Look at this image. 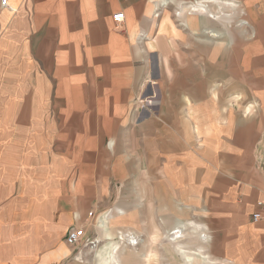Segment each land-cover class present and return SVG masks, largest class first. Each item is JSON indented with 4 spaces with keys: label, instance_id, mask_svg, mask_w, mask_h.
<instances>
[{
    "label": "crops",
    "instance_id": "crops-1",
    "mask_svg": "<svg viewBox=\"0 0 264 264\" xmlns=\"http://www.w3.org/2000/svg\"><path fill=\"white\" fill-rule=\"evenodd\" d=\"M126 1L0 6V264H81L88 252L95 264H132L139 244L125 237L140 236L125 229L130 218L121 207L98 217L94 228L107 239L101 247L77 253L66 241L75 225L89 236L88 211L122 183L134 187V203L150 197L171 213L175 203L192 208V232L182 214L167 221L164 235L183 264H264V77L241 86L247 99L222 100L221 84L159 83L161 69L150 56L183 37L175 12L197 39L191 53L213 61L210 76L223 75L217 61L232 42L262 38L264 0ZM119 11L125 21L115 31L112 14ZM220 22L239 29L221 36ZM140 41L149 55L144 70L125 54ZM143 76H150L144 85ZM140 91L139 114L123 115ZM119 218L124 228L115 231L110 224ZM142 230L157 239L152 228ZM154 252L142 254L144 264L157 259Z\"/></svg>",
    "mask_w": 264,
    "mask_h": 264
},
{
    "label": "rangeland",
    "instance_id": "rangeland-1",
    "mask_svg": "<svg viewBox=\"0 0 264 264\" xmlns=\"http://www.w3.org/2000/svg\"><path fill=\"white\" fill-rule=\"evenodd\" d=\"M128 3L132 5L131 2ZM223 4L239 5L240 1L223 0ZM259 6L260 4L256 3L254 7H252V10L255 11L259 8ZM255 13L254 16L258 17L257 13ZM223 14L225 16V14H230V12L229 10L224 11L220 13L219 16H223ZM113 15L114 14H112V19ZM144 16L145 12H142L137 17V20H141V18L143 19ZM172 18L177 28L182 31L184 30L182 35L183 37H176V41L178 40L177 47L175 46L173 48L168 44V42H166L160 44L161 46L159 47L160 49H158V51H155L154 53H152V51L150 52L153 62H157L158 67L161 69L162 76L161 78L157 79L159 83L166 82L171 85L173 83H178L179 80H184L189 84H197L200 82H204L207 85L210 83L221 84V90L219 94L221 95L222 100L231 99L232 94L240 95L242 96V100H245L247 98L245 97V91H241V86L252 85L255 82H260L262 84V78L264 77V28H260L262 32V38L258 40H247L243 42L236 40L237 42H232V47L229 49L228 55L223 59L221 58L220 61H217V65L221 68H224L225 73L219 76H210L209 65L213 64V61L207 58L205 55L191 53V51H193L196 47V37L193 36V34L188 29L181 26L180 21H178L175 16V12H172ZM135 20L136 18L131 20V23H135ZM113 23V29H115L117 25L114 21ZM239 24L242 26L245 25L244 20H242V22ZM234 28H237L238 31V24H226L224 22H220L216 29L218 30L217 33H219V35L224 36L226 35L225 33H228L229 30L233 31ZM115 31L117 30L115 29ZM250 31H252L251 28ZM141 34L142 32L137 33L138 38ZM158 34L159 31L155 30L154 35L156 36ZM128 35V33L125 34V37H128ZM211 35L217 36L216 33H211ZM138 43L137 50L136 47L134 52L131 49L130 51L125 50V54L127 60H129L135 68L144 70L146 67L149 68V55L146 53L147 44L143 41ZM140 52L141 54H139ZM167 53H169L168 59L165 58ZM167 67L169 69H167ZM149 77L150 76L142 77V85H144V83L149 80ZM183 78H186V80ZM231 85H236L238 91L230 90ZM144 89L145 87L143 88V91ZM142 94H145V92ZM142 94L141 91L137 93V95H135V97L127 103V106L123 107V115L134 117L139 114V99ZM123 186H125L124 183L121 184L120 190H118L116 187L113 188L114 196L108 202L96 206L94 208L95 210L88 211L87 220L91 221H89L90 224L88 225L89 237L93 239L100 237L101 233L98 232L96 228H94V225L97 226V219L100 214L109 210H114L116 207H121L125 210L126 216L130 218L127 224H129L131 227L125 229L133 230L142 239V242H139V245L137 246V252L134 254L136 255L135 257L137 259H134L132 264H144L145 260L142 257V254L149 248L153 249L155 251L154 253L157 255V259H152L150 264H183L181 257L173 251V245L168 242L167 239H165L164 235L167 233V221L170 219V221L174 222L176 217H180L182 214L186 218L190 216L189 226L190 232H192V226L196 225V223L193 221L194 219H191L194 216V211L192 208L186 205H181L182 209H179L180 205L175 203L174 206L176 211L171 213L167 210L169 205H166V203L160 205L147 202L150 197H146V202L144 203H134V187ZM91 212L93 213L92 216L89 215ZM118 220L120 221L117 223L112 222V224H110L112 228L115 229V231L116 229L124 228L121 227V218ZM149 228L153 229L152 232L154 233L153 235H155L154 237L157 236L155 241L151 240L152 235H143L139 233L140 229H143L142 231L145 232L146 229ZM168 228L171 227L168 226ZM190 237L192 240V236ZM105 241H107V239L105 237L102 238V242H100L98 247H101ZM83 249L87 250L89 248L81 246L77 249V253H80V250ZM78 260L81 262V264H95L94 254L92 252H88V254H86V256L82 259L78 257Z\"/></svg>",
    "mask_w": 264,
    "mask_h": 264
},
{
    "label": "built area",
    "instance_id": "built-area-1",
    "mask_svg": "<svg viewBox=\"0 0 264 264\" xmlns=\"http://www.w3.org/2000/svg\"><path fill=\"white\" fill-rule=\"evenodd\" d=\"M0 6L2 8H9L11 10H14L10 4V0H0ZM113 20L117 26L121 25L125 21V13L123 11H119L115 13L113 15ZM142 110L143 109H141V111ZM261 169L264 172V164L261 165ZM89 215L92 216L93 213L91 212L89 213ZM252 216H253V221L257 222L262 218V213L257 211V212H254ZM97 239L98 238L93 239L89 236H84L80 228H78L76 225L71 226L66 235L67 243L77 248L81 246L88 247L89 249L96 248L100 244V242Z\"/></svg>",
    "mask_w": 264,
    "mask_h": 264
},
{
    "label": "bare ground",
    "instance_id": "bare-ground-1",
    "mask_svg": "<svg viewBox=\"0 0 264 264\" xmlns=\"http://www.w3.org/2000/svg\"><path fill=\"white\" fill-rule=\"evenodd\" d=\"M193 4V3H192ZM233 4V3H232ZM166 5V4H165ZM178 229V228H177ZM181 230V229H180ZM184 230V229H183ZM178 230H176V232H177ZM184 233V232H183ZM194 233V232H193ZM181 232L179 231L176 235H175V237L176 236H178V237H180L181 236ZM205 236V235H204ZM184 237V236H183ZM177 238V237H176ZM170 239V238H169ZM180 239V238H179ZM185 239V238H184ZM99 242H102V239H100V238H98L97 239ZM125 240H126V242H127V244H129V245H131V246H137L138 244H139V242L142 240L141 239V237H138V236H134V235H126V237H125ZM182 240V239H181ZM184 243V242H183ZM98 247H96V248H93V249H90V250H96ZM181 248H183V247H181ZM186 248V247H185ZM202 251H203V249H202ZM190 254V253H189ZM200 256V255H199ZM188 259L189 260H192L193 259V257L191 256V255H188ZM193 261V260H192ZM195 261H196V258H195ZM197 262V261H196ZM186 264V263H185ZM195 264V263H194ZM198 264V263H197Z\"/></svg>",
    "mask_w": 264,
    "mask_h": 264
}]
</instances>
